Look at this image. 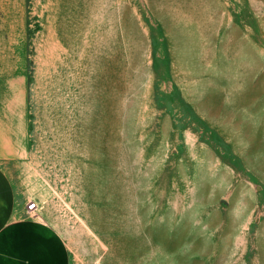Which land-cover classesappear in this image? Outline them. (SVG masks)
<instances>
[{
	"label": "rangeland",
	"instance_id": "1",
	"mask_svg": "<svg viewBox=\"0 0 264 264\" xmlns=\"http://www.w3.org/2000/svg\"><path fill=\"white\" fill-rule=\"evenodd\" d=\"M0 165L70 264H264V0H0Z\"/></svg>",
	"mask_w": 264,
	"mask_h": 264
},
{
	"label": "crops",
	"instance_id": "2",
	"mask_svg": "<svg viewBox=\"0 0 264 264\" xmlns=\"http://www.w3.org/2000/svg\"><path fill=\"white\" fill-rule=\"evenodd\" d=\"M27 203L0 165V264H70L61 234Z\"/></svg>",
	"mask_w": 264,
	"mask_h": 264
},
{
	"label": "built area",
	"instance_id": "3",
	"mask_svg": "<svg viewBox=\"0 0 264 264\" xmlns=\"http://www.w3.org/2000/svg\"><path fill=\"white\" fill-rule=\"evenodd\" d=\"M28 209L29 210H36L37 209V203L36 202H32L28 205Z\"/></svg>",
	"mask_w": 264,
	"mask_h": 264
},
{
	"label": "bare ground",
	"instance_id": "4",
	"mask_svg": "<svg viewBox=\"0 0 264 264\" xmlns=\"http://www.w3.org/2000/svg\"><path fill=\"white\" fill-rule=\"evenodd\" d=\"M174 5V4H173ZM172 8V7H171ZM228 10V9H227ZM175 11V10H174ZM228 16V15H227ZM229 18V17H228ZM227 19V18H226ZM222 20H223V18H222ZM229 20V19H228ZM228 22V21H227ZM168 28V27H167ZM169 30V29H168Z\"/></svg>",
	"mask_w": 264,
	"mask_h": 264
}]
</instances>
